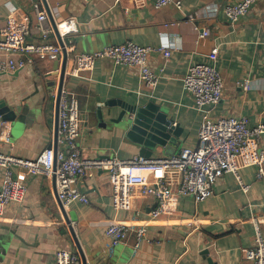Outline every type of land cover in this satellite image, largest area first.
<instances>
[{
    "label": "crops",
    "instance_id": "0c3cea01",
    "mask_svg": "<svg viewBox=\"0 0 264 264\" xmlns=\"http://www.w3.org/2000/svg\"><path fill=\"white\" fill-rule=\"evenodd\" d=\"M240 1L174 0L181 3L178 9L174 3L155 8L153 0H46L55 23L68 17L77 22L71 39L78 56L67 63L64 88L76 96L82 114L77 139L82 157H139L127 137L128 117L117 120L127 105L148 101L158 105L179 129L174 153L194 147L202 113L183 89L182 79L190 66L210 63L214 48L218 49L214 64L223 89L209 116L245 118L249 127L264 123V0L253 3L232 26L223 9ZM35 2L41 4L40 0H0V40L6 18L11 16L16 21L31 18L28 41L40 42L32 19ZM194 25L208 36L199 38ZM126 41L170 47L168 58L158 50L148 55L149 68L160 76L154 88L142 85L136 67L90 58L96 51ZM17 56L0 51L1 60ZM55 62L34 58L15 72L0 74V101L16 114L13 122H0L1 154L32 160L51 145L58 79L53 75ZM260 147L264 149V135ZM155 152L151 158L165 156ZM12 172L23 183L25 194L6 207L0 220V226L8 228H0V264H53L57 250H77L52 182L19 167ZM3 175L0 167V186ZM239 175L248 186L246 192L233 174L226 173L204 202L197 204L191 196L175 197L167 213L151 220L156 206L153 197L136 188L130 209L116 211L105 174L92 169L78 183L89 203L73 202L65 210L74 217L71 227L87 264H244L242 249L254 245V220L264 237V177H258L256 167L243 168ZM116 221L146 225V238L138 248L133 234L111 245L106 228Z\"/></svg>",
    "mask_w": 264,
    "mask_h": 264
},
{
    "label": "built area",
    "instance_id": "2783aa9c",
    "mask_svg": "<svg viewBox=\"0 0 264 264\" xmlns=\"http://www.w3.org/2000/svg\"><path fill=\"white\" fill-rule=\"evenodd\" d=\"M259 0H241L226 5L223 9L228 22L234 26L245 16L250 6ZM174 0H153L155 8H162ZM174 5L180 9L181 3ZM33 23L39 33L40 42L28 41L31 35V18L16 21L6 18L0 51L17 54V58L0 59V74L11 73L40 60L60 61L62 48L54 38V32L46 12L40 3L33 4ZM58 33L64 43L67 63L78 54L71 37L77 33V22L68 17L56 23ZM199 38L208 32L194 25ZM54 39L55 42L50 40ZM158 50L165 58L170 56V47L157 48L143 46L131 41L111 45L93 53L90 58L109 59L115 66H133L139 70V79L146 88H154L160 78L148 66V55ZM218 49L209 55L210 63L192 65L186 71L182 83L189 93L196 109L202 113L198 141L194 147L181 148L178 152L156 158L136 157L120 160L116 157L89 160L82 157L78 136L81 131L82 114L76 96L63 87L59 103L57 149L43 150L35 159L26 160L0 153V167L4 175L0 186V220L8 205L22 200L25 187L13 177L12 168L19 167L28 174L43 175L48 182L55 179L56 193L64 207L73 202L88 204L87 196L79 189V181L89 170L96 169L105 174L110 188L112 207L116 211L129 210L132 192L139 189L142 195L151 196L156 206L151 212V220L158 219L169 211L171 202L178 196H191L195 203L207 200L213 194L215 182L226 173L235 176L246 192L239 172L243 168L256 167L258 177H264V149L260 147V137L264 135V123L249 127L245 118L227 116L213 119L209 116L210 107L216 105L222 95L223 81L215 67ZM247 89L248 86L245 85ZM56 161V167H55ZM254 225V245L243 248L244 264H264V237L257 220ZM134 235V247L146 238L145 224H131L121 221L110 223L106 235L113 247ZM53 264H82L77 250L59 249L54 253Z\"/></svg>",
    "mask_w": 264,
    "mask_h": 264
},
{
    "label": "water",
    "instance_id": "95a60500",
    "mask_svg": "<svg viewBox=\"0 0 264 264\" xmlns=\"http://www.w3.org/2000/svg\"><path fill=\"white\" fill-rule=\"evenodd\" d=\"M40 2L53 29L54 38L62 48L63 54L61 60L55 62L53 72V75H57L58 79L54 106L53 140L51 145L49 146V149L52 148L55 155L58 138L59 103L62 95V89L64 87V82L66 80L67 54L64 49V43L58 33L56 23L51 16L46 0H40ZM124 116L128 117L126 122L127 137L136 147L139 157L146 159L151 158L156 153L155 151H162L165 155H171L177 149L176 141L179 134V129L173 125V120L171 118H168V115L162 112L160 107L152 101H148L144 105H127L125 108H123V111L120 113L117 121L122 119ZM99 117H101V114H99ZM15 118V112L10 110L3 101H0V122H13ZM51 182L53 185L54 196L57 201L59 210L66 222V225L68 226V230L70 231L72 238H74V243L81 257L82 264H87L83 250L81 249V246L79 245L74 231L71 227L72 221H75L74 217H72V215L71 217L67 215L64 205L58 198L54 177L52 178ZM0 228L8 230L6 226H0Z\"/></svg>",
    "mask_w": 264,
    "mask_h": 264
}]
</instances>
